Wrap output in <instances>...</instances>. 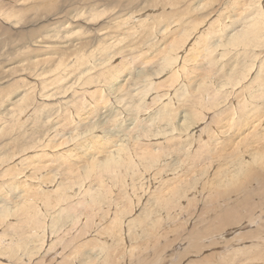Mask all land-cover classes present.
<instances>
[{
  "label": "rangeland",
  "instance_id": "rangeland-1",
  "mask_svg": "<svg viewBox=\"0 0 264 264\" xmlns=\"http://www.w3.org/2000/svg\"><path fill=\"white\" fill-rule=\"evenodd\" d=\"M14 1L0 0V3H3L0 4L2 12L4 11L5 14L9 13L8 15H14L9 16L8 21L7 18L0 21V113L3 111L0 114V160L5 158V163H7L9 155L27 153L25 157H28L30 155L28 152L33 151V145L35 146L37 140V143L40 141L49 143L51 139H58L59 135L50 134L47 136V132L51 128L59 127L60 131L66 134L68 138H72L77 134H81L79 139L85 137V135H82L85 127L78 128L70 116L67 115V112L82 105L87 98L75 105L68 103L69 100L78 98L79 94L75 88L69 89L72 86L70 81H64L57 77L61 73L71 72L69 69L64 68L65 65L62 67L59 65L60 60H63L62 62H66V64L68 63L66 67H70L73 58H77L78 62L89 63L92 67H96L98 62L100 63L107 56V53L101 48L112 47V45L118 47V43H120V46H124V48L129 46L128 48L131 51L128 50L130 56L125 53V50L117 56L121 58L127 55L125 59L130 61L131 58L133 61V66L127 72L135 68V72L149 71L152 73L158 69L162 54L165 51L161 47L171 48L175 45L170 38L174 37L177 30L179 46H181L185 31L191 29L194 36L199 37V42L196 46L198 49L200 48L199 50L203 56L201 55L202 57L198 56L191 60V62L196 61L193 63L195 64L193 65L195 68L187 64L184 69L186 70L190 66L193 72L196 71L199 74L197 82L206 79L205 83L200 85L202 94L198 98L205 105H200L198 109L194 108L192 106L193 97L188 92L191 89L188 87V84H184L183 81L181 82L183 71L180 66L184 63V59L182 58L186 55V51L184 49L179 50L178 55L181 60L178 61L176 57L174 69L169 75L170 81L162 87L161 93L164 94L166 91H170V89L171 91L174 90L173 93L179 89L181 90L178 93L180 95L178 97L180 101L177 104L180 105V114L175 115L172 119L176 122L180 119V115L183 112L190 113L191 122L194 125L191 130L197 132V134L193 136L189 134L187 136H179L178 142L171 140L174 138L172 134L167 137L169 143L160 145L163 148L160 146L156 147L159 151H165H162L165 158L149 166L147 168V176L145 167L142 164L136 168L135 174L126 175V173L130 172L124 171L123 169L117 170L120 172L119 176H127L124 178H127L128 185L131 182L139 183L136 184V187L129 188V193L138 191L137 187L143 188L138 194L137 199L130 200L132 204L131 209H123V204H125V199H127V195L122 197L128 188L125 185L126 183H119L113 177H106L116 185L115 193L113 192V195H110V191L108 192L109 194L106 192V197L103 196L105 198L93 196L87 199L88 202L84 201V203L83 200H80V208H82L83 212L87 209L86 213L88 217L82 216L83 212H79L77 208L72 209L75 206L70 205L69 209H71L72 213L70 216H79V219L71 221L67 227L58 229L61 219L66 215V213H63L55 223L56 227L54 229L56 230V235H53L49 231V237L44 241L42 252H36L30 255L29 260L23 261L21 264H264V214H262L264 208L259 206L260 209L256 213L257 217L256 214L250 217L241 216L239 221L243 224L239 225L232 218V213L236 207H241L240 202L245 201L248 197L247 190H243L239 196L237 195L230 200L232 204H228L225 201L224 204L212 203L206 208L202 203V198H207V195H204V191H202L206 180L202 182L200 189L198 188L200 185L199 181L197 180L199 185L196 182L199 176H201V180L204 177H207V180L209 177L211 179L214 178L212 171L215 165L211 163L214 157L210 158V155L215 152L216 140L222 137L219 133L222 130H219L218 126L225 119L230 121L235 119L238 121L237 125L241 122L243 112L246 110L245 105H248V103L243 101L241 103L239 102L244 96L247 97L246 93L243 95L240 91L243 87L250 84L252 77L256 76V69L259 68L260 64L264 67V24L262 21L258 24L259 32L253 38L244 37L238 43H231L232 30L235 28H237L235 29L237 31L242 29L243 24L239 22L241 20L244 22L246 19L249 23L254 19L250 15L255 14V10L252 9L253 11H251L250 9H246V5L248 2L250 3V0H66L65 3H61L64 0H57L53 10L49 7L45 9L46 7L43 4V8H37V10L30 12L27 10L24 12L22 10L23 7L25 8L27 6L26 8H28V5L21 4L22 1L19 3H15ZM42 2L43 0L36 1L37 4H41ZM63 7L66 8L63 9ZM221 15L224 17V24L215 22L217 17H222ZM120 16L125 17V19L123 18L124 23H122L123 19ZM116 18L119 19L117 20ZM27 20L31 21L28 22ZM68 20L69 25L71 23L77 26H74L76 28L73 27L75 31L67 34L65 44L61 40L59 43L57 42L59 38L57 35L50 39L46 38V36L54 35V31H57V34L60 36L61 30L64 29L62 25ZM10 21L14 22L11 23ZM236 21L238 22V26H235L233 23ZM231 25H234L233 29ZM61 26L63 28L60 30ZM39 27H42V29ZM95 28L97 29L96 31ZM104 28L106 29L102 30ZM164 29L172 31L171 34L164 36ZM43 30L47 35H45L46 33L44 35L40 34ZM52 31L53 33L51 34ZM201 33H203L202 37H200L202 35ZM38 36L45 37V39L43 38V43H40L39 40L42 38H38ZM44 40L49 41L45 44ZM51 40H55L56 43L52 42L51 44ZM67 42L70 47L66 46ZM48 44L51 46H60L62 50L59 53L61 52V54L51 55L43 53L42 47H46ZM219 44L222 46V51L217 48ZM147 47H150L151 50L147 51ZM72 50H76L79 57L75 52L72 53ZM98 51H100V57L98 56V58L92 60H83V56L86 57L88 55L92 57ZM119 51L121 50L116 49L117 53ZM144 52L147 53L145 54ZM139 53H143L144 61L140 57V60L138 59V56H140ZM191 54L194 55L195 52ZM250 54L253 55L251 56ZM63 57H65V60ZM217 57L220 58L218 59ZM80 58L82 59L81 61ZM100 58L101 60L99 61ZM232 65L237 67L238 76L234 73ZM245 66H249V71L242 74L241 69ZM95 72H99L98 68L95 69ZM39 76L41 77L39 78ZM210 79H218L221 83L227 80H230V82L224 91L221 90L222 92L220 94H216L217 97L215 98L212 88V92L206 90V85L210 82ZM263 83L264 75H259L257 81L252 84L261 87ZM128 84L129 82H123L121 84L128 96L124 99H118L121 104L118 105L117 112L114 118L111 119L113 120V125H117L115 129L117 134L115 137L124 138L128 134L129 137L130 135H134V138L136 136H140L141 138L143 134L149 132V129L144 123L141 124V120L136 121L133 116L128 118L123 114L124 112L122 110L125 106H131L134 110L132 97L129 95L127 87ZM168 86L170 88L167 90ZM19 88L20 90H18ZM57 88H63L67 91L63 92L60 89L58 92L62 95L58 96L57 100L49 101L46 98L44 99L43 94L49 93V91ZM249 90H253V88ZM185 91H187L188 96L184 95ZM242 91L245 90L243 89ZM84 94L85 92H81L82 97ZM122 94L124 95L123 92H119L115 95V98L121 97ZM21 95L24 97L20 103L12 105L11 103L19 99ZM133 95L136 94L132 93ZM186 97L189 99L187 100ZM195 101L197 100L195 99ZM50 103L51 108H47L46 104ZM259 103L262 104L263 100H260ZM27 104H32V111L27 116H25L26 113L24 116L18 117L19 121H17L16 116L11 115V113L18 106L20 109L18 111H21V108L26 107ZM41 104L43 105L39 107ZM5 107L7 108V112ZM10 107L11 110H9ZM147 116L148 114L143 119ZM89 119V124L99 125L105 124L108 120L105 110H101L100 113L89 117ZM5 121L6 123H4ZM14 121L17 122L15 123ZM162 124L159 123L158 126ZM26 125L29 129L24 128V126L27 127ZM113 125L112 127L114 128ZM120 127L125 131L124 133H120ZM19 129H23L21 130V134ZM202 131L206 132V136L203 135ZM75 149L81 150L82 147H80V144H77ZM205 151L209 152L205 153ZM33 152L37 155L36 150ZM50 152L52 153V151ZM226 153H230V151L223 152L220 156L225 159L223 154ZM201 154L203 155L200 156ZM10 166L9 160V163L5 164L7 168H0V184L3 182L9 183V178L16 175L17 172L14 169L12 172L2 176V173L7 172ZM30 166L32 168L36 167L34 162L30 163ZM186 166L189 169V173L188 175L181 176L182 173L179 170ZM54 169H57V172L59 171L58 166L49 167V172L47 173L49 176L45 178L52 180L53 176L57 174ZM159 170L162 174L167 170L164 179L169 181L166 190L168 201L156 202L154 206H144L142 210L140 208L141 203L143 201L146 204L148 197H151V188L155 182L153 175ZM42 176L40 175V177ZM151 176L152 178L150 179ZM36 177L22 184L23 186L26 185L27 188L28 185L29 188L35 187L37 193L35 191L32 192V194H35L32 199L30 198L31 201L28 198L26 200L19 198L21 194L25 197L22 187L15 189V193L9 194L10 196L8 198L10 199L5 203L11 209L13 208L15 212H18L13 215L10 223L7 224L4 222L0 225V233L2 235L4 234L3 231L9 227V229L11 228L13 231H16L19 237L22 238L21 242H26L28 236L24 237V233L25 235L27 234L26 232L29 233L32 225H44L43 220L37 215L34 216V213L32 216L36 218L30 224L26 222L27 217L25 218L24 214H26L25 210L27 209L25 208L24 210L23 208L21 210L20 207V204L27 200L30 204L40 205L43 200L42 194L44 196L51 195L55 199L54 194L58 193L53 191L55 188L47 189L43 186L39 187ZM261 181L263 183V180ZM261 181L254 182L249 186L252 187L253 185L252 189H256L260 186ZM119 184L124 188V191ZM2 189L7 190V188L2 187L0 191ZM39 190L40 192L46 190L49 193L43 192L40 195ZM119 190L122 194L119 193ZM117 192L121 198L116 195ZM159 193L160 191L158 189L154 190L156 197L159 196ZM215 196L216 194L210 195L212 199ZM199 197L201 198L199 199ZM2 198L0 196V200ZM122 198H124V201ZM35 200H39L38 203ZM16 202L18 205H16ZM3 203L0 201V204ZM107 204H113V206ZM118 205L121 206L120 212L122 214L114 212L119 209L117 208L119 207ZM77 206L79 207V205ZM103 206H109L106 209L112 208V210L108 209L110 215H106L104 222L102 215L105 214V210H101V213L104 212V214L100 213V208ZM138 209L139 211H136ZM260 210H263V212L261 213ZM111 211L113 214L115 213L113 216ZM229 216L231 218L225 222L224 218ZM87 224L89 225L90 231L87 230V232L81 234L80 229ZM244 224H247V226L241 228ZM91 225L92 227H90ZM2 235L0 237L2 245L9 244L8 246H10V242L6 241L7 239H3ZM17 243L19 244V241ZM48 247H51V250L45 255L43 252ZM1 257L0 263L10 264L9 262L12 261V264H19L17 260L20 258L19 255L11 260L8 259L9 262L7 259H2Z\"/></svg>",
  "mask_w": 264,
  "mask_h": 264
},
{
  "label": "bare ground",
  "instance_id": "bare-ground-1",
  "mask_svg": "<svg viewBox=\"0 0 264 264\" xmlns=\"http://www.w3.org/2000/svg\"><path fill=\"white\" fill-rule=\"evenodd\" d=\"M21 1H22L21 4L28 5V8H26L27 7L26 6L25 8L23 7L22 10L24 12H26V10L30 12L32 10L33 11L37 10V8L41 9L43 8L44 5L46 7V8L44 7L45 9L49 7V8H52L51 10H53L54 7L56 6L55 4L57 0H43L41 4L40 3L37 4L36 3L37 0H15L14 2L19 3ZM65 2L66 0L62 1L61 3H65ZM0 4H3V3H0ZM65 8L66 7H63V9ZM246 9L248 10L250 9L251 11H253L252 9L255 10V14L250 15L254 17V19L250 21L249 23H248V20L246 19L244 22L243 20H241L239 23L243 24L242 29L238 31L235 30L237 28L233 29L234 25L238 26V22L237 21L233 22L234 25H231L233 29L232 30L233 35L231 36V43H238L242 41L244 37L253 38L256 35V33L259 32L258 24L261 21L264 24V21H263L264 20L263 19L264 18L263 17L264 16V10H263L264 0H250V3L248 2V4L246 5ZM8 14H5V12L4 11L2 12L1 10L0 11V21L5 20V18H7V21H8L9 16L13 15V14L8 15ZM250 16L249 17L247 16V17L251 18ZM121 18L125 19L124 16ZM219 18L217 17V19H215V22L224 24V17L222 16ZM124 19L122 20L123 21L122 23H124ZM27 21L30 22L31 20L30 21L27 20ZM106 24L108 25L107 21H106ZM37 25L35 26L37 27ZM70 25L72 24L70 23ZM70 25H69V20L66 21L62 25L64 26V29L61 30L63 27L62 26L60 27V30H61L60 36L57 34V31H54V35L46 36V38L50 39L51 37H55V35H57L59 37L57 42L59 43L61 40L65 44L66 42L65 40L67 39V34H70L72 31H75L73 27L77 26V25H72V26ZM42 27H39V28L42 29ZM106 28L102 30H105ZM249 28H251L250 31H248ZM0 29H1V26H0ZM96 30L97 29L95 28V31ZM168 31L169 30L164 29L163 35L164 36L170 35L172 31H169V32ZM177 32L178 30L176 31L174 37L170 38L171 40H173V43L175 44L173 47L171 48L161 47L165 51L162 54L161 62L158 66V69L152 73L149 71L147 72H140V71L137 72L136 71L135 72V68L134 69L132 68L131 71L127 72L128 69H130L133 66V61L131 60L130 57H129L130 61L128 59H125L127 58V55L121 58L117 57L124 50H125V53H127L128 55L130 54L128 53L130 51L128 48L129 46L124 48V46H120V43H118L119 44L118 47H114L112 45V47L101 48L103 51H105V53H107V56L106 58H104L103 61H101L100 63L98 62V65L96 67H92L89 63L78 62L77 58H75L76 61H74L75 59L73 58L71 60L73 62H71L72 64H70V67L69 66L66 67L68 63L66 64V62H62L63 60L62 61L60 60L59 65L61 67L65 65L64 68L69 69L71 72L61 73L60 75H57V77H59L61 80H64V81H70L72 83V86H70L69 89L75 88L76 92L79 94L78 98L76 99L73 98L69 100L68 103L75 105L87 98L82 105L78 106L74 110L67 112V115L70 116L71 120L73 121L74 124L77 125L78 128L85 127L84 133L82 134V135H85V137L83 138L84 141H82L83 139H79L81 134H77V135H74L72 138H68L66 137V134H63L60 131L59 127H55V128H51V130L47 132V136L50 134H54V135H59V138L51 139L49 143H46L43 141H40L39 143H37L38 142L37 140L36 142L37 146L36 144L35 146L33 145L34 147L33 151L36 150L37 155L33 151L28 152V154H30L28 157H25L27 153H23L21 155H9V159L7 160V163H9V160H10L11 166L7 172L2 173V176L7 173L12 172L14 169H15V172L17 173L15 176L12 173L14 177L9 178V183L3 182L0 184V188L2 187L7 188V190L2 189L1 190L2 192L0 191V196L3 197L0 201L4 202L3 204H0V225L4 222H6L7 224L10 223L11 220L13 219V215L18 212V211L15 212L13 208L11 209L5 203V202H8V199H10L8 198V196H10L9 194L15 193L14 192L15 189L22 187L24 189L23 193H25V197H23V195L21 194L22 196L20 195L19 198H24L25 200L28 198L31 201L32 197L35 194V193L32 194V192L34 191L36 192L35 187L29 188V185H28V188H27L26 185L23 186L22 184L26 183L27 181H30L32 178L37 176L36 179H38L37 184L39 187L43 186L44 188H47V189H51L53 187L55 188V190L53 191L54 192L56 191L58 193L54 194L55 196V199H54V197L51 195L44 196V194H42L43 192L49 193L46 190L41 191V192L39 190V194L40 195L42 194L43 196V200L41 201L40 205L30 204L28 203V200L26 202L20 201L22 202V204H20L21 210L23 208L24 210L25 208L27 209L25 210L26 214H24L25 218L27 217L26 222L30 224L33 221V219L36 218L34 216L37 215L43 220L44 225L39 226L38 224H35L30 227L29 233L25 231L28 234V235L27 234L25 235L24 233V237L28 236V239L26 242H21L22 238L19 237L16 231H13L11 228L9 229V227L8 229H5L3 231L4 233L3 235L0 233L3 239H7L6 241L10 242V246H8L9 244L2 245V242H0V256H2L1 257L2 259L11 260L12 258L17 257V255H19L20 258L17 260L19 264H21L23 261L29 260L30 255H33L36 252H42L44 248V241L46 238L49 237L48 233L51 232L53 235L56 233V230L54 229L56 227L55 223L57 222L58 218L63 213H66V215L61 219L58 225L59 227L58 229L62 227H67V225L71 223V221L75 219H79V216H74V217L70 216V214H72L71 209H69L70 205L75 206V207H72V209L77 208L79 212H83L82 208H80V205H81L80 200H83V203H84V201L88 202L87 199L93 196L97 198H101L103 196L106 197V192L108 193L109 191H110L109 193H111L110 195H113L116 185L113 184L114 182L112 180H109L106 177H113L114 180H118L119 183H123V184L126 183L125 185H127L128 188L122 197L127 195V199H125L126 202L125 204H123L124 205L123 209L125 210L131 209L132 204L130 203V200L137 199L138 194L142 191L143 188L137 187L138 191L129 193L130 191L129 188H134L136 187V184H139V183L131 182V184L128 185L126 181L127 178L125 179L124 177L127 174H132V173L135 174L136 168L141 164L145 167V173L147 176V168L151 166L152 164H154L156 161H159L162 158H165V155L163 156L164 153H162V151L164 150L159 151L158 149H156V147L157 146L159 147L160 145H164L165 143H169V139L167 137L171 136V134L172 136H174V138L171 140H176L177 142L179 141V138H178L179 136H182V135L187 136L188 134L190 136H193L194 134H197V132H194L193 130H191V128L194 125L191 122L190 113L183 112L182 115H180V119L176 122H174L172 119L175 115L180 114L179 113L180 105H177V104H179L178 102L180 101L178 98L180 95L178 93L181 92V90L179 89L180 91L177 90L175 91V93H173L174 90L171 91L170 89V91H166L164 94L161 93L162 87L164 85H167L170 81L169 75L170 73H172L174 69V63H175L176 57L178 61L181 60L178 55L179 50L184 49L186 51V55L182 58L185 60V61L183 60L184 62L183 65L180 66L181 70L183 71L181 82L183 81L184 84H188V87L191 89V91H188V92L193 97L192 106L194 108L198 109L200 105H205L203 101H199L198 98L202 94L200 90V85L205 83L206 79L204 78L205 79V80L203 79L204 81L200 82L199 80V82H197L199 79V74H197L195 70H194L195 72H193L190 68V66L194 67L193 65L195 64L193 63L196 62V61L191 62V60L195 57L202 55L201 51L199 50L200 48L198 49V47L196 46L197 43L199 42L198 40L199 37L194 36V33L191 31V29H189L188 31L186 30L185 35L182 39L181 46H179V37H178ZM44 33H46L44 32V30L43 32H40V34H43V35ZM52 33L53 31L51 32V34ZM201 34L202 35L200 37L203 36V33ZM45 35H47V33ZM38 38H42V37L38 36ZM43 38L45 39V37ZM43 38L41 39L42 41L39 40L40 43H43ZM47 41L49 40H44V43L46 44ZM52 42H55V40H51V44ZM66 46H69L68 42ZM146 46H149V45H146ZM58 47L60 46H51L48 44L46 47L45 46L42 47L43 53H47L51 55L61 54V52L59 53V51H61L62 49L61 47L60 48ZM195 47L197 48L195 49ZM118 48L121 51L117 53L116 49L119 50ZM217 48L220 51H222V46L220 44L217 46ZM147 49H148L147 51L151 50L150 47H147ZM95 50H93V52H95ZM78 51H81V50H78ZM71 52L72 53L75 52V54H78L76 50H72ZM192 52H195V54L192 55L191 54ZM99 53L100 51H98L96 55L94 53L92 57L88 55L86 57L83 56V60L84 59H87V60L96 59L98 58ZM144 53L146 54L147 52H144ZM139 55L140 56H138V59L140 57V59L144 61L143 53H139ZM250 55L252 56L253 54H250ZM78 57H79V54H78ZM81 58H80V61L82 60ZM217 58L219 59L220 57H217ZM63 59L65 60V57H63ZM216 59L214 60L216 61ZM100 60L101 58L99 59V61ZM212 63L214 64V62ZM187 64H189L190 66L187 67L185 70L184 68H185V65ZM96 68H98L99 70L98 73L95 72ZM233 68H234L233 69L234 73L236 74V76H238L237 67L233 66ZM247 71H249V66H245L241 69L242 74L247 73ZM256 72L257 74L256 76L251 78L250 84L246 87H243L240 91L243 95L244 93H246L247 97L244 96L243 99L239 100V102L241 103L243 101L245 103H248V105H245L246 110L243 112V116L241 117V122L237 125L238 123L237 120L234 119L230 121L228 119H225V120H222L223 121L222 124L218 126L219 130H222V132L219 131L222 137L216 140L215 152H213V154L210 155L211 156L210 158L214 157L213 161H211V163L215 165V168L212 171L213 173L212 175L214 176V178L211 179V177H209V179L207 180V177H204V179L201 180L200 179L201 176H199V178L196 179V182L198 180L200 183V185L198 182H197L198 184L196 183L197 185H199L198 187L199 189L202 186V182L206 180V182L204 183V187L202 188V191H204V195H207V198H202V203L204 207L206 208L212 203L213 204H224V202L227 201L228 204H232L230 200H232L237 195L239 196L243 190L245 189L247 190L248 197L245 199V201H241L240 202L241 207H236L232 213V218L239 225L243 224L241 223V221H239L241 219V216H244V217L253 216L260 209L259 206H262L264 208V83L261 85V87L256 84H252L257 81V77H259V75H264V67H262V65L260 64L259 68L256 69ZM40 77L41 76H39V78ZM228 79H229V76H228ZM227 81H226L227 83L226 82L221 83L218 79H213V80L210 79V82L206 85V90H209L211 92L213 90V93L215 94V98H216L217 97L216 94H220L222 92L221 90L224 91V89L227 88V85H229L230 80H227ZM123 82H126V83L129 82L127 87H128L129 95L132 97V106L134 108L133 110L131 106H125L122 109L124 112L123 114H125L128 118L130 116L135 117L134 120L136 119V121L141 120L142 123L141 121L140 123L141 124L144 123V125H146V127L149 129V132H146L145 134L142 135L141 137L142 140L140 136H136V138H134V135L133 136L130 135L129 137L128 134H126L124 138L115 137V135L117 134V132L115 131V129L117 128V125L116 124L113 125V122H112L113 120L111 119L114 118V115L117 112L118 105L121 104V102H119L118 99H124L125 97L128 96V94L124 91V87L121 86ZM168 88L170 87L168 86L167 90ZM250 88H253V90H249ZM60 89H62L63 92L67 91L63 88H57L55 90L49 91V93L43 94L42 96L44 97V99L46 98L49 101L57 100L58 96L62 95L58 92ZM243 89L245 91H242ZM18 90H20V88ZM81 92H85L83 97L81 95ZM119 92H123L124 95L122 94L121 97L115 98V95L118 94ZM186 92L187 91H185L184 95H187ZM132 93L136 95L132 96ZM23 97L24 96L21 95L19 99H16L11 104L13 105L16 103H20ZM195 99L197 101H195ZM134 100L136 101L134 102ZM260 100H263L262 104L259 103ZM42 105L43 104H41L39 107H41ZM31 106L32 104H29V105L27 104L26 107L21 108V111H18L20 110L18 106L15 108L14 112L11 113V115L13 114V116H16L15 117L17 118L16 120L19 121L18 117L24 116L26 113L27 114L25 116L30 114V112L32 111ZM46 107L51 108V103L46 104ZM9 110H11V107ZM101 110H105L106 117L108 118L107 122L103 125L93 124V123L89 124L88 123L90 121L89 117L95 116L97 113H100ZM17 111L18 113H16ZM6 112H7V108H6ZM147 114L148 116L143 119V117L146 116ZM17 121H14V122L16 123ZM4 123H6V121ZM159 123H163V124L161 126H158ZM112 125L114 126V128L112 127ZM24 128L29 129L28 126L27 127L24 126ZM21 130H20V134H21ZM124 132L125 131H123L120 127V133H124ZM202 133L204 136H206V132L202 131ZM23 136L25 135L23 134ZM144 142H147V143L144 144ZM77 144H80V147H82L81 150L75 149V146ZM160 147L163 148V146H160ZM50 151H52V153ZM226 151L227 152L230 151V153L223 154L225 158L223 159L222 156L220 155L221 153L226 152ZM207 152L209 151H205V153ZM202 155L203 154H201L200 156ZM32 162H34V164L36 165L35 168H32L30 166V163ZM7 163H5V158L3 160H0V168H3V169L7 168L5 167V164ZM12 164L14 165L12 166ZM55 166L59 167L58 172L56 171L57 169L56 170L54 169L56 171L55 173L57 174L53 176L52 180L45 178L49 176V174H47L49 172V167L51 168ZM118 169H123L124 171L130 172V173H126L125 176L121 177L119 176L120 172L117 171ZM166 172L167 170L165 171V173ZM179 172L182 173L181 176L188 175L189 169L186 166L183 169L179 170ZM165 173L162 174L161 171L159 170L153 175L155 182L153 183L152 188H151V197H148L146 204H144L142 201L141 203L142 205L140 206L142 210L144 206H150V205L154 206L156 202L168 201V198L166 196V190H167V186L169 185V181L164 179ZM45 174L47 175L44 176ZM40 175H43L44 177L43 176L40 177ZM151 178L152 176L150 177V179ZM261 180H263V183ZM257 181H261L260 186L256 189H252L253 185L252 187H250L249 185ZM157 184L158 186H156ZM120 185L121 184H119V186ZM156 189L160 191L158 197H156V195L154 194V190ZM122 190L124 191L123 187H122ZM119 193H120V190H119ZM39 194L37 195L39 196ZM215 194H216L215 198L212 199L210 195L212 196ZM116 195L119 197L118 192ZM200 198L201 197H199V199ZM122 199L124 201V198ZM38 201L35 200V202L37 203ZM16 205H18L17 202H16ZM77 205H79V207ZM107 205L113 206V204H107ZM104 206L101 207L102 209L100 208V213H101V210L103 211L105 210L104 211L105 214L104 212H102L105 215V216L102 215L103 222L106 219V215H110V211H108L109 208L106 209L109 206L107 207H104ZM118 206L119 207L117 208L119 209L114 211L115 213H121L120 212L121 206L120 205ZM85 210L86 211L82 213V216L88 217L86 213L87 209ZM109 210H112V208ZM136 211H139V209ZM262 212L263 210L261 211V213ZM33 213H34V216H32ZM114 214L112 213V216ZM262 214H264V212ZM256 217H257V214H256ZM30 218H32V220H30ZM230 218L231 216L225 217L224 221L226 222ZM147 221L149 222V220ZM246 226L247 224H244L241 228L246 227ZM90 227H92V225ZM88 228H89L88 224L84 225L82 229H80L81 234H83L84 232H87V230L90 231V228L89 229ZM12 233H14V235L11 236ZM17 238H18L19 244L17 243L18 242ZM50 248L51 247H48V249H46L43 253L45 255L48 254L49 250H51ZM9 263L12 264V261H10ZM0 264H3V263H0Z\"/></svg>",
  "mask_w": 264,
  "mask_h": 264
}]
</instances>
